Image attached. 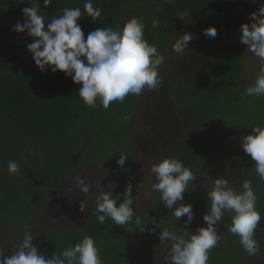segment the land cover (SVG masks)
<instances>
[{
    "label": "trees",
    "instance_id": "trees-1",
    "mask_svg": "<svg viewBox=\"0 0 264 264\" xmlns=\"http://www.w3.org/2000/svg\"><path fill=\"white\" fill-rule=\"evenodd\" d=\"M39 2L47 19L59 15L64 7H79L83 13L85 0H53L48 8L43 7V0ZM31 6L30 0L23 4L0 0L1 247L16 246L28 230L36 237L33 243L40 252L51 258L90 235L103 264H164L155 258L167 247L159 240L158 225L180 232L183 229L178 227L185 226L186 216L175 224L173 211L160 201L158 192L144 198L155 182L138 167L141 161L146 160L143 165L151 161L131 142V135L139 136L147 151H154L155 130L160 127L167 139L166 152L196 176L184 193L183 202L191 203L194 212L186 227L204 224L206 187L211 188L212 178L221 175L236 182L237 191H242L243 179H250L264 217V181L241 146L242 136L251 127H264V97L245 94L254 82L245 73L240 27L228 0H93L102 15L97 22L86 14L78 21L85 38L98 27H122L136 16L145 22V38L166 57L159 66L157 88L145 89L138 96L130 94L107 109L99 101L95 109L87 106L79 97L80 86L64 72L21 64L34 61L27 49L34 38L13 31V26L23 21L22 9ZM184 13L187 17L181 19ZM153 20H159V28L152 27ZM213 25L215 38L205 36L204 30ZM185 31L193 39L184 53L175 54L174 38ZM161 90L169 92L175 106L165 116L151 113ZM143 98L144 106L140 104ZM144 110L146 115L141 113ZM155 116L169 118V125H159L163 120L158 122ZM174 125L181 126L177 132ZM120 155L128 156L123 167L117 164ZM10 160L20 165L19 175L9 173ZM76 176L90 181L93 193L112 184L114 195L123 194L131 183L140 224L135 218L124 226L110 218L99 224L93 214L94 199L81 212L80 201L86 197L75 186ZM231 222L225 214L219 226L226 236L210 251L208 264H264V220L255 233L261 253L253 256L245 253L238 236L228 232ZM154 225L155 232L149 231ZM11 254L12 250L6 256Z\"/></svg>",
    "mask_w": 264,
    "mask_h": 264
},
{
    "label": "clouds",
    "instance_id": "clouds-1",
    "mask_svg": "<svg viewBox=\"0 0 264 264\" xmlns=\"http://www.w3.org/2000/svg\"><path fill=\"white\" fill-rule=\"evenodd\" d=\"M19 2L23 4L25 0ZM30 3L31 7L22 9L23 22L18 21L13 31L27 33L34 38L33 42L27 44V49L35 64L41 71L50 68L53 73L64 72L80 86L79 97L87 106L95 109L99 101L107 109L114 101L123 102L128 95L138 96L145 89L153 90L161 83L159 66L165 62L166 57L155 44H150L145 38L146 25L142 18L133 16L122 27H98L85 38L78 21L86 14L93 22H97L102 15V9L93 6V0H85L83 13L79 7H64L59 15L47 19L41 14L39 0H30ZM52 4L53 0H43L44 8ZM179 17L183 19L187 13ZM250 20V23L241 24L239 39L247 46V51L258 59L261 68L254 84L246 88L245 94L248 97H264V4L250 13ZM159 26V20L152 21L153 28ZM204 35L215 38L217 28L214 25L207 27ZM192 39L191 32H178L172 51L175 54L184 53ZM251 129L249 134L242 136L241 146L244 153L255 162V171L260 180L264 181V127L256 125ZM127 157L120 155L117 164L123 167ZM7 167L9 173L19 175L20 165L16 161L10 160ZM149 171L154 174L155 183L150 192L144 193L145 197L158 192L160 201L173 211L175 224L186 216L185 226L178 227L183 229L180 232L158 225L159 240L168 247L165 264H208L211 249L221 239L219 225L225 214L230 215L232 221L227 228L228 232L239 237L245 253L249 256L261 253L255 233L264 217L257 208L258 196L250 179H243L240 184L242 191H237L236 182L230 180V177H211V188L206 187L208 211L203 216L204 224L192 232L186 225L194 219L193 205L183 201L189 183L196 176L175 156L153 162ZM74 182L86 197L80 201L79 210L84 212L89 208V201L94 199L93 214L99 224H104L109 218L120 226L134 218L135 223L140 224V218L134 210L131 183L123 194L114 195L115 186L112 184H101L100 190L93 193L92 184L85 177L76 176ZM24 227L27 229V225ZM145 228L146 224L141 231ZM155 230L154 225L149 231ZM35 238L30 231L25 230L9 256L0 247V264H103L100 249L90 235L62 251H56L51 258L40 252L39 247L33 243Z\"/></svg>",
    "mask_w": 264,
    "mask_h": 264
},
{
    "label": "rangeland",
    "instance_id": "rangeland-1",
    "mask_svg": "<svg viewBox=\"0 0 264 264\" xmlns=\"http://www.w3.org/2000/svg\"><path fill=\"white\" fill-rule=\"evenodd\" d=\"M228 1L230 2L231 7L235 11L236 20H237L239 27L241 26L242 23H245V22L250 23L251 22L250 13H252L253 11H257L259 9L260 5L264 4V0H255V2H254V0H228ZM19 34L26 35L27 33H19ZM239 38H240V36H239ZM239 44H240L241 53L243 55L245 73L250 79H252L253 82H255L256 77L260 73L261 64L258 61V59L253 56V54L251 52L247 51V46L242 44L240 42V39H239ZM21 62H25V61H21ZM21 64L22 65L27 64V66H31V65H35V62L32 61V62L21 63ZM1 66H3V65L1 64L0 67ZM8 66H10V65H8ZM140 104L142 106H144L146 104V101H144V99H143ZM141 113L146 115V113H144V112H141ZM168 122H169V118L163 119V123H165V125H169ZM157 131H158V129H157ZM161 135H162V131L159 130L157 133V138L160 139ZM173 135H174V133L170 134L169 137L172 138ZM165 140L167 141V139H165ZM131 142L133 143V146L135 148H137V150L140 153H143L147 157L149 156L148 155L149 150L147 151L145 144L143 143V141L141 140V138L139 136L131 135ZM145 161L146 160H144L143 162H145ZM150 166H151L150 163H145L143 165V170H145L147 173H149ZM144 198H147V197H144ZM2 248L5 250V255H7L11 250H13L15 248V246H12V245L6 246L5 245Z\"/></svg>",
    "mask_w": 264,
    "mask_h": 264
},
{
    "label": "flooded vegetation",
    "instance_id": "flooded-vegetation-1",
    "mask_svg": "<svg viewBox=\"0 0 264 264\" xmlns=\"http://www.w3.org/2000/svg\"><path fill=\"white\" fill-rule=\"evenodd\" d=\"M161 92H162V94L160 96H163V93H164V96L162 98H159L160 96L157 97V98H154L155 99L154 100L155 102L152 103L153 106H154V108L152 109V112L151 113H155V115H159V114L160 115H163L164 114V116H165V114H170L171 113L170 111L173 110L175 108V106L173 104V100H171V98L169 96V92L167 90H161ZM144 113H147V112L144 110ZM164 116H163V118L160 117V116H155V118L159 122L160 120H163L164 119ZM162 123L163 122L161 121L159 123V125L162 126ZM171 125H173V124H171ZM174 126H175V129L174 130L176 132H177L178 128L181 127V126H178V125H174ZM144 129L146 130V128H144ZM157 129H158V131L159 130L160 131H163V130H161L162 127L157 128ZM158 131L155 130V137L156 138H157ZM163 140L164 139H163V134H162L160 139L154 140V142H155V150L154 151L149 150V152H148V155H149L148 156V159H149V161H151V165H152L153 162H156V161H158V160H160V159H162L164 157H171L170 154H168L166 152V150H165L167 148V143H166V141H163ZM138 170H143V161L139 162ZM149 173H150V171H149ZM150 176H151V179H153V181L155 182V176H154V174H151L150 173ZM202 225H200V226H202ZM197 228L198 227H195V228L194 227H187V229L189 231H192V232L196 231ZM223 230H224L223 227L219 226V235L221 236L220 241H222V239L226 236V232H225V230L224 231ZM167 253H168V247H166V250H165V253L164 254L163 253H157V254H155V258H157L158 260H161L165 264L164 257L167 255Z\"/></svg>",
    "mask_w": 264,
    "mask_h": 264
}]
</instances>
